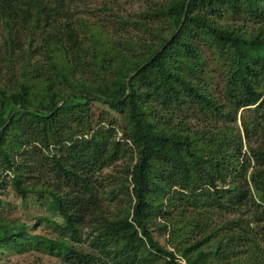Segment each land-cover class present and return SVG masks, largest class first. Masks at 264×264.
<instances>
[{"label":"trees","instance_id":"1","mask_svg":"<svg viewBox=\"0 0 264 264\" xmlns=\"http://www.w3.org/2000/svg\"><path fill=\"white\" fill-rule=\"evenodd\" d=\"M136 1L0 0V258L264 264V0Z\"/></svg>","mask_w":264,"mask_h":264},{"label":"rangeland","instance_id":"2","mask_svg":"<svg viewBox=\"0 0 264 264\" xmlns=\"http://www.w3.org/2000/svg\"><path fill=\"white\" fill-rule=\"evenodd\" d=\"M93 2H101L102 0H90ZM105 1H113V0H105ZM113 6L117 8L119 11H132L137 10L139 4L136 0H116V3L112 2ZM242 117L246 118L247 113L239 112L238 114V124L242 122ZM0 214H3L6 218L10 220H22L29 225H33L36 223V220L41 221L40 227L37 228L35 233L46 234L49 236L55 235V228L53 226L48 225V220L51 217L50 208H40L36 206L34 203H29L27 206L23 207L19 200L16 199L9 190L0 191ZM48 219V220H47ZM85 237L81 238L80 245L85 246L84 243ZM0 264H61L60 262L51 259L49 257L29 253L25 255H15V253H10L2 256L0 258ZM181 264H184L182 262Z\"/></svg>","mask_w":264,"mask_h":264}]
</instances>
